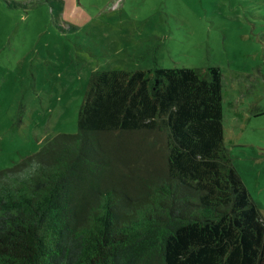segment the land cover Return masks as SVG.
I'll return each instance as SVG.
<instances>
[{
    "label": "trees",
    "instance_id": "trees-1",
    "mask_svg": "<svg viewBox=\"0 0 264 264\" xmlns=\"http://www.w3.org/2000/svg\"><path fill=\"white\" fill-rule=\"evenodd\" d=\"M223 86L219 67L94 72L78 132L0 171V264H264Z\"/></svg>",
    "mask_w": 264,
    "mask_h": 264
},
{
    "label": "rangeland",
    "instance_id": "rangeland-1",
    "mask_svg": "<svg viewBox=\"0 0 264 264\" xmlns=\"http://www.w3.org/2000/svg\"><path fill=\"white\" fill-rule=\"evenodd\" d=\"M69 5L0 0V171L78 132L94 72L219 67L226 146L264 210V0Z\"/></svg>",
    "mask_w": 264,
    "mask_h": 264
},
{
    "label": "crops",
    "instance_id": "crops-1",
    "mask_svg": "<svg viewBox=\"0 0 264 264\" xmlns=\"http://www.w3.org/2000/svg\"><path fill=\"white\" fill-rule=\"evenodd\" d=\"M58 1H59L60 5H61L62 11L61 10L60 11H61L62 14H63L65 9H67L68 7L71 6V5H69V2H73L74 3V0H58ZM255 203H256V201H255ZM260 210H261L262 215L264 217V210H262V209H260Z\"/></svg>",
    "mask_w": 264,
    "mask_h": 264
},
{
    "label": "clouds",
    "instance_id": "clouds-1",
    "mask_svg": "<svg viewBox=\"0 0 264 264\" xmlns=\"http://www.w3.org/2000/svg\"><path fill=\"white\" fill-rule=\"evenodd\" d=\"M35 167H38V165H34V168H35Z\"/></svg>",
    "mask_w": 264,
    "mask_h": 264
}]
</instances>
